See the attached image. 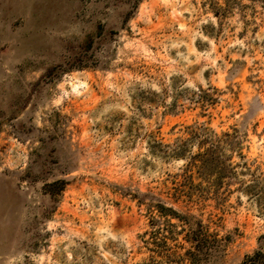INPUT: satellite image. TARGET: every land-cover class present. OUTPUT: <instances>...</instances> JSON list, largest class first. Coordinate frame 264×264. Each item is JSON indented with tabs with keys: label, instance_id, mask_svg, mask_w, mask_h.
Wrapping results in <instances>:
<instances>
[{
	"label": "rangeland",
	"instance_id": "374dc122",
	"mask_svg": "<svg viewBox=\"0 0 264 264\" xmlns=\"http://www.w3.org/2000/svg\"><path fill=\"white\" fill-rule=\"evenodd\" d=\"M263 236L264 0H0V264H241Z\"/></svg>",
	"mask_w": 264,
	"mask_h": 264
},
{
	"label": "trees",
	"instance_id": "16d2710c",
	"mask_svg": "<svg viewBox=\"0 0 264 264\" xmlns=\"http://www.w3.org/2000/svg\"><path fill=\"white\" fill-rule=\"evenodd\" d=\"M189 253L190 255L194 254L193 251H190ZM241 264H264V244L259 249H256L252 254H247Z\"/></svg>",
	"mask_w": 264,
	"mask_h": 264
}]
</instances>
